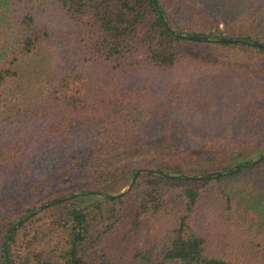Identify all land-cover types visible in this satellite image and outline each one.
Wrapping results in <instances>:
<instances>
[{"label": "trees", "instance_id": "1", "mask_svg": "<svg viewBox=\"0 0 264 264\" xmlns=\"http://www.w3.org/2000/svg\"><path fill=\"white\" fill-rule=\"evenodd\" d=\"M157 1L174 32L208 40L174 35L154 0H0V174L28 192L83 174L105 194L142 168L239 166L142 174L119 198L55 191L17 221L85 196L9 243L16 221L0 229V264H264V161L246 157L264 153V0ZM209 8L252 32L228 36Z\"/></svg>", "mask_w": 264, "mask_h": 264}, {"label": "rangeland", "instance_id": "2", "mask_svg": "<svg viewBox=\"0 0 264 264\" xmlns=\"http://www.w3.org/2000/svg\"><path fill=\"white\" fill-rule=\"evenodd\" d=\"M209 12L212 16L215 17L217 25L223 31L225 30V33L228 36H239L240 34L245 33L247 30L249 32H252V30H250V28H248V27L247 28L246 27H237L236 28V27L228 26L226 24L225 19L222 17V14L219 13V11L217 12L216 9L209 8ZM44 20L50 26V28L52 29L54 34H57L59 36L60 31H63L61 20H59V19H57L51 15H46L44 17ZM253 35H255V34H253ZM55 39H56V41H58L56 37H55ZM54 51H56V53H58L60 55V58H61L62 55L63 56L66 55L64 53L70 52V49L65 44L59 43V41H58L57 44H55ZM13 93L10 95V97H8L7 104L9 102L13 101L15 99V97H17ZM5 104H6L5 101H3V100L0 101V111H2L4 109ZM257 153H258L257 151L249 152L248 154H246L247 155L246 157L247 158L251 157L252 159L253 158L257 159V158H259ZM142 169H144V168H142ZM79 178H81L83 180H80ZM11 180L12 179L10 176H5V175L1 176V174H0V194L4 197V199H0V201L4 202V200L6 199L7 201L11 202V203H9L10 207L8 208V210H6L3 213L0 212V229L1 230L3 228H5L11 222L16 221L15 222V224H16L19 221V220L17 221V219H19L27 209H29L33 204L37 203L39 200H42L44 197H47L48 195L52 194L55 191H59L61 189H64V190L70 189L72 192H76L80 189H88L90 191H99L98 189L101 187L99 184H97V182H95L93 180V178H87L83 174H80L78 176H74L72 179L69 176L68 177L63 176V175L58 176L53 181L49 182L44 188L40 187V188H38V190L30 191V192H28L27 189L16 191L15 188H12L13 186L10 184ZM130 180H131L130 176H126L119 183L115 184L114 185L115 191H116L115 193L122 191L129 184ZM231 187L233 188L234 186L231 185ZM10 189H13L15 192L10 191ZM229 189H230V187H229ZM235 189L237 191H241L242 187L237 186ZM67 196H69V195H67ZM49 202H51V201H49ZM49 202H47V203H49ZM45 204H43V205H45ZM40 206H42V205H40ZM40 206H38V207H40ZM45 209H43L38 214H36L35 217L37 215L42 214ZM26 216H24V217H26ZM23 218H21V219H23ZM26 222H24V223H26Z\"/></svg>", "mask_w": 264, "mask_h": 264}, {"label": "water", "instance_id": "3", "mask_svg": "<svg viewBox=\"0 0 264 264\" xmlns=\"http://www.w3.org/2000/svg\"><path fill=\"white\" fill-rule=\"evenodd\" d=\"M156 6H157V9L161 15V17L163 18L165 24L167 25V27L173 32L174 35H177V36H180V37H184V38H188V39H191V40H199V41H207L208 38L207 37H202V36H195V35H188V34H181V33H176L174 32L171 27L169 26L167 20L165 19V16L162 12V9L158 3L157 0H154ZM221 41H227V42H231V41H237L235 39H231V38H222ZM255 45L257 46H260V47H264V44H261V43H255ZM264 161V153L261 157L257 158L255 161L252 162L253 165H256L260 162ZM239 165H236L234 167H232L229 171H213V172H209L207 174H204V175H195V176H180V175H169V174H164V173H160V172H155L153 170H148V169H138L136 170L132 177H131V180L129 182V184L120 192L118 193H102V192H96V191H89V194H98L99 196L101 197H108V198H119L123 195H125L126 193H128L132 187L134 186V184L136 183L138 177L142 174H147V173H150V174H158V175H161V176H165V177H168V178H176V179H206V178H209L211 176H218V175H224V174H227L229 173L231 170L237 168ZM80 196H85V193H74V194H71L67 197H64V198H60L58 200H53L49 203H46L45 205H42L40 207H38L35 211L31 212L29 215H27L26 217H24L23 219L19 220L13 227V229L11 230L10 234H9V238H8V243H9V240L10 238L12 237V235L14 234V232L24 223L26 222L29 218L35 216L36 214H38L40 211H42L43 209H45L46 207L48 206H51L53 204H56V203H60V202H64V201H70V200H73V199H76Z\"/></svg>", "mask_w": 264, "mask_h": 264}]
</instances>
